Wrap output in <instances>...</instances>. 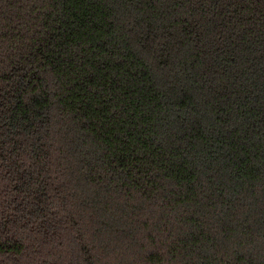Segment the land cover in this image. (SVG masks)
Segmentation results:
<instances>
[{
	"label": "trees",
	"instance_id": "trees-1",
	"mask_svg": "<svg viewBox=\"0 0 264 264\" xmlns=\"http://www.w3.org/2000/svg\"><path fill=\"white\" fill-rule=\"evenodd\" d=\"M0 264H264V0H0Z\"/></svg>",
	"mask_w": 264,
	"mask_h": 264
}]
</instances>
